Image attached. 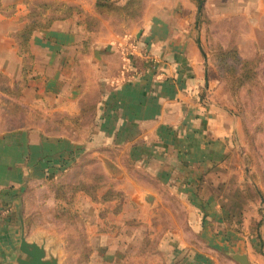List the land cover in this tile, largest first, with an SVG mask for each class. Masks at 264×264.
Instances as JSON below:
<instances>
[{
    "label": "crops",
    "instance_id": "obj_1",
    "mask_svg": "<svg viewBox=\"0 0 264 264\" xmlns=\"http://www.w3.org/2000/svg\"><path fill=\"white\" fill-rule=\"evenodd\" d=\"M13 1V10L0 12V208L6 210L0 245L17 241L14 196L23 193L25 218L44 216L53 203L49 182L88 161L90 170L101 168L112 177L109 169L116 166L120 176L130 178L124 202L144 198L152 205L145 206L150 213L144 223L150 226L153 209L169 226L179 215L168 207L178 193L167 183L170 178L184 171L204 175L207 202L194 206L196 214L202 209L198 219L204 227L191 253L203 255L201 264H264L254 235L228 227L233 213L255 222L257 210L240 194V177L226 152L233 118L205 103L211 73L195 43L197 32L179 23L166 32L172 25L163 24L161 2L150 0L138 25L128 27L127 21L98 13L96 0ZM39 1L59 4L57 15L51 7L43 10L47 19L23 44L30 4ZM115 2L123 7L127 0ZM127 38L144 46L135 60L138 74L129 77L121 56ZM137 171L157 187L134 178ZM84 194L79 200L86 203L91 197ZM170 208L177 209L173 202ZM175 237L184 239L183 233Z\"/></svg>",
    "mask_w": 264,
    "mask_h": 264
},
{
    "label": "rangeland",
    "instance_id": "obj_2",
    "mask_svg": "<svg viewBox=\"0 0 264 264\" xmlns=\"http://www.w3.org/2000/svg\"><path fill=\"white\" fill-rule=\"evenodd\" d=\"M150 1L153 4L161 2L163 24L172 25L166 32L178 23L197 32L195 43L208 60L211 73L207 80L210 96H206L205 103H211L233 118L231 122L229 119L227 128L226 152L233 156L231 161L240 177V181H236L240 194L252 205L254 213L257 210L254 224L244 225L240 218L229 222L228 227L232 226L238 233L244 231L245 235L250 231L257 246L264 249V0ZM30 7L33 18L44 22L47 17H41L40 13L51 7L55 16L59 4L50 1L33 8L31 3ZM145 7L146 0H127L123 8L117 7L121 10L111 16L120 22H129L126 27L135 26ZM205 69L207 71V64ZM248 70H251L252 80L247 75ZM196 141L197 138L193 143ZM104 154L114 158L112 151ZM88 167V161H81L79 171L67 172L62 178L49 182L47 196L53 203L43 211L44 216L34 219L24 216L28 239L46 237L47 245L56 243L61 264L203 263V255L191 252L198 246L197 233L204 227L198 219L202 209L196 214L194 208L196 201L207 202L204 198L207 192H203L201 186L204 175L191 177L184 171L170 178L167 183L178 193L177 198L168 200V207L179 215L169 226L165 217L163 223L156 218L157 212L153 209L150 226L144 223L145 216L150 213L145 209L148 204L144 198L142 203L130 199L124 202L130 197L126 192L130 178L120 176L116 166L109 169L112 177L106 176L101 168L90 170ZM131 167L128 166L130 173ZM133 175L144 185L157 187L155 181L154 184L146 182L149 179L140 171ZM79 193H85L91 200L86 203L79 200ZM20 195L23 200V193ZM172 202L177 209L170 208ZM15 210L16 206L13 210L16 217ZM15 222L18 229L17 218ZM37 228L41 232L37 233ZM172 229L183 233L184 239L176 241L177 233H171ZM255 231L262 232V236H255ZM14 245L0 247L9 251Z\"/></svg>",
    "mask_w": 264,
    "mask_h": 264
},
{
    "label": "water",
    "instance_id": "obj_3",
    "mask_svg": "<svg viewBox=\"0 0 264 264\" xmlns=\"http://www.w3.org/2000/svg\"><path fill=\"white\" fill-rule=\"evenodd\" d=\"M139 49L143 52L144 46L140 45ZM10 204L16 206L18 243L9 251L0 247V264H61L56 243L47 245L46 237H41L40 240L27 238L22 196L20 194L14 196Z\"/></svg>",
    "mask_w": 264,
    "mask_h": 264
},
{
    "label": "trees",
    "instance_id": "obj_4",
    "mask_svg": "<svg viewBox=\"0 0 264 264\" xmlns=\"http://www.w3.org/2000/svg\"><path fill=\"white\" fill-rule=\"evenodd\" d=\"M13 2H14L13 0H0V12L13 10V5H12ZM41 3L44 6L47 2H42V1L32 2V8L34 5L35 6L41 5ZM117 7H119V6L116 5L115 0H96V4H95L96 10L100 14H113L115 11H120L121 9H119ZM121 8H123V7H121ZM41 13H40V16H41ZM39 26H41V24L39 23V20H35V18H33L32 9H31V13L29 16V24L26 25V27L24 28V30L21 33V38H22L23 44H25L28 41L32 32L36 29V27H39ZM250 72H251V70H248L247 75L252 80V75L250 74ZM204 182H205V179L203 178V182H202L201 186H204ZM240 218H242L244 220V225H246L248 223H253L249 217L247 218V216H246V218H244L242 216V213H240V214H234L233 213L232 215H230L229 222L232 223V221L234 219H240ZM238 226H241V225L238 224Z\"/></svg>",
    "mask_w": 264,
    "mask_h": 264
},
{
    "label": "built area",
    "instance_id": "obj_5",
    "mask_svg": "<svg viewBox=\"0 0 264 264\" xmlns=\"http://www.w3.org/2000/svg\"><path fill=\"white\" fill-rule=\"evenodd\" d=\"M139 46L140 45L136 40L132 38H127L125 45L121 49V56L123 62L122 70L127 73L128 77L129 75L134 76L138 74V69L136 67L135 60L142 56V52H140ZM1 214H6V210L0 208V216Z\"/></svg>",
    "mask_w": 264,
    "mask_h": 264
}]
</instances>
